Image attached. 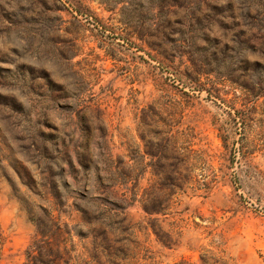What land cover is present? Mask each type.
Wrapping results in <instances>:
<instances>
[{
	"label": "rangeland",
	"instance_id": "rangeland-1",
	"mask_svg": "<svg viewBox=\"0 0 264 264\" xmlns=\"http://www.w3.org/2000/svg\"><path fill=\"white\" fill-rule=\"evenodd\" d=\"M201 260L264 264V0H0V264Z\"/></svg>",
	"mask_w": 264,
	"mask_h": 264
},
{
	"label": "trees",
	"instance_id": "trees-1",
	"mask_svg": "<svg viewBox=\"0 0 264 264\" xmlns=\"http://www.w3.org/2000/svg\"><path fill=\"white\" fill-rule=\"evenodd\" d=\"M123 217H124L125 222H128V218H129V217H128L127 215H125V216H123ZM128 226H129V225H128ZM128 228H129V227H128ZM161 242H162V240H161ZM201 262L204 264V261L201 260Z\"/></svg>",
	"mask_w": 264,
	"mask_h": 264
}]
</instances>
